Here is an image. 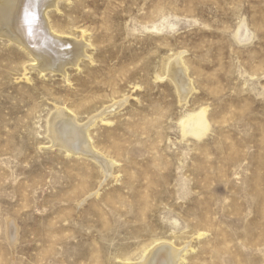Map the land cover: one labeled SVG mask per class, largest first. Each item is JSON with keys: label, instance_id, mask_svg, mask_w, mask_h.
Segmentation results:
<instances>
[{"label": "rangeland", "instance_id": "1", "mask_svg": "<svg viewBox=\"0 0 264 264\" xmlns=\"http://www.w3.org/2000/svg\"><path fill=\"white\" fill-rule=\"evenodd\" d=\"M56 6L86 44L65 73L0 31V264H134L167 241L180 264H264V0ZM60 108L110 166L54 144Z\"/></svg>", "mask_w": 264, "mask_h": 264}, {"label": "bare ground", "instance_id": "2", "mask_svg": "<svg viewBox=\"0 0 264 264\" xmlns=\"http://www.w3.org/2000/svg\"><path fill=\"white\" fill-rule=\"evenodd\" d=\"M57 2L58 0H0V31L1 34L10 37L27 51L33 57L35 65L46 71L54 70L65 73L64 65L66 63L77 64L80 57L86 55V44L84 41H76L75 38L72 39L70 36L63 35L50 23L48 11L56 6ZM27 17L30 19V25L26 23ZM178 64L182 65L181 62ZM180 66L174 70V74L180 76V79L183 80H181V88L187 91L189 84L184 78L183 69L185 67ZM202 109L194 115H189L186 120L184 119L187 131H199L206 125L208 120L205 118V110ZM75 120L73 113L71 114L67 109L60 108L57 110L50 125L54 144L64 146L69 152L82 150L85 154H90L100 160V163L103 160L107 166L108 163L110 166L111 161L108 162L105 160L106 158H100L92 149L91 141H88L89 138L86 137L88 130L86 126L83 127V125H79L80 123L78 126ZM88 126L89 124H87ZM105 164H103L104 168ZM155 244L150 250H146V254L140 262L134 264H180V260H182L181 249L168 244V241L167 243Z\"/></svg>", "mask_w": 264, "mask_h": 264}, {"label": "water", "instance_id": "3", "mask_svg": "<svg viewBox=\"0 0 264 264\" xmlns=\"http://www.w3.org/2000/svg\"><path fill=\"white\" fill-rule=\"evenodd\" d=\"M26 23L29 25L31 24L30 19L28 17L26 18Z\"/></svg>", "mask_w": 264, "mask_h": 264}]
</instances>
